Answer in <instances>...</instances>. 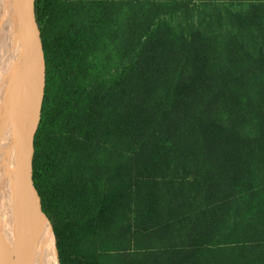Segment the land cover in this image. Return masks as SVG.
Here are the masks:
<instances>
[{"label": "trees", "instance_id": "1", "mask_svg": "<svg viewBox=\"0 0 264 264\" xmlns=\"http://www.w3.org/2000/svg\"><path fill=\"white\" fill-rule=\"evenodd\" d=\"M33 179L60 264H264V0H36Z\"/></svg>", "mask_w": 264, "mask_h": 264}, {"label": "water", "instance_id": "2", "mask_svg": "<svg viewBox=\"0 0 264 264\" xmlns=\"http://www.w3.org/2000/svg\"><path fill=\"white\" fill-rule=\"evenodd\" d=\"M36 0H18L16 7L15 21L16 29L14 34L17 38L14 43L13 59L16 62L14 67L16 77H19L26 71L25 64L37 57L39 61V70L41 72V92L37 100L36 116L29 122L26 118L27 110L30 109L31 99H29V91L25 92L26 99L23 101V109L19 118H16L11 129H15L17 135L12 142L13 158L15 165L12 164V185L15 192L14 202L7 207V210L0 217V234L1 229L4 231L3 236L0 235V241L9 244L11 254L17 251L16 245L19 248L28 249L31 247L32 241L38 231L39 224L45 223L52 233L56 253L59 262V254L57 248V238L54 232L52 222L43 211L41 197L35 187L33 179V161L35 154L34 139L39 123L41 120V111L45 93V78H46V63L44 56L43 42L41 31L36 19L35 12ZM29 65V63H28ZM30 66V65H29ZM24 78V76H23ZM21 106V107H22ZM20 107V108H21ZM18 143V144H17ZM12 187L8 189L11 191ZM20 253V252H19Z\"/></svg>", "mask_w": 264, "mask_h": 264}, {"label": "bare ground", "instance_id": "3", "mask_svg": "<svg viewBox=\"0 0 264 264\" xmlns=\"http://www.w3.org/2000/svg\"><path fill=\"white\" fill-rule=\"evenodd\" d=\"M17 1L7 0L5 10L0 15V217L7 210L10 203L14 202L12 191L15 192L14 186L17 182L16 180L15 184L12 185L11 166L14 162L12 142L17 133H15V129H11V125L20 116L23 101L26 99L25 92L28 93V91L31 105L29 106L30 109L27 110L26 118L28 120L30 118L29 122L35 118L42 83L37 57H33L25 64L27 70L20 78L16 77L14 73L15 68H17L14 67L16 60L13 59L14 43L17 38V35L14 34ZM18 72L16 71V73ZM10 186L12 187L11 191L8 190ZM39 227L38 231L34 232L36 235L31 247L18 249L16 245L17 251L14 255L10 252L9 244H5L3 240L0 241V260L5 258V260L2 259L5 264H58L55 242L51 231L45 223L41 222ZM3 234L4 231L1 229L0 235L3 236Z\"/></svg>", "mask_w": 264, "mask_h": 264}, {"label": "rangeland", "instance_id": "4", "mask_svg": "<svg viewBox=\"0 0 264 264\" xmlns=\"http://www.w3.org/2000/svg\"><path fill=\"white\" fill-rule=\"evenodd\" d=\"M0 1H1V0H0ZM2 2H3V3H2ZM6 3H7V0H2V1H1V3H0V7H2V8H0V9H1L2 11L0 10V15H1V13L5 10L4 7H5ZM1 4H2L3 6H2Z\"/></svg>", "mask_w": 264, "mask_h": 264}, {"label": "flooded vegetation", "instance_id": "5", "mask_svg": "<svg viewBox=\"0 0 264 264\" xmlns=\"http://www.w3.org/2000/svg\"><path fill=\"white\" fill-rule=\"evenodd\" d=\"M2 259L5 260V258H2ZM2 259L0 260V263H1V264H5V261H2Z\"/></svg>", "mask_w": 264, "mask_h": 264}]
</instances>
